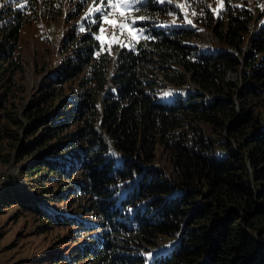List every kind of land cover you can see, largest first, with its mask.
Wrapping results in <instances>:
<instances>
[{
	"label": "trees",
	"instance_id": "obj_1",
	"mask_svg": "<svg viewBox=\"0 0 264 264\" xmlns=\"http://www.w3.org/2000/svg\"><path fill=\"white\" fill-rule=\"evenodd\" d=\"M65 1L20 0L0 10V112L6 117L10 96L3 89L13 87L22 29L31 15L55 21ZM214 2L188 3L195 22L217 43L214 50H200L192 28L165 20L177 19L176 7L154 0L131 15L141 34L131 47L103 46V15L96 10L63 34L62 53L74 56L47 75L38 96L80 76L81 86H92L97 95L84 89L69 98L76 107L67 110L63 103L43 115L30 105L38 121L24 139L38 123L58 134L74 113L94 107L108 143L89 124L49 146L22 172L46 182L82 171L75 188L87 196L86 210L96 222H82L81 229L95 234L73 254L88 264H264V16L257 20L249 0H219L216 11ZM159 83L192 91L161 101ZM37 141L40 148L48 140ZM34 146H17L16 159ZM160 151L166 170L154 168ZM160 237L173 239L172 247L148 256Z\"/></svg>",
	"mask_w": 264,
	"mask_h": 264
},
{
	"label": "rangeland",
	"instance_id": "obj_2",
	"mask_svg": "<svg viewBox=\"0 0 264 264\" xmlns=\"http://www.w3.org/2000/svg\"><path fill=\"white\" fill-rule=\"evenodd\" d=\"M16 1L20 0H0V10L7 3ZM95 1L97 0H66L61 16L55 21L31 15L29 23L20 33L15 52V59L19 66L13 74V87L7 84L3 89V92L9 90L7 93L10 97L5 103V107L10 108L7 109L9 116L6 117L4 112H0V264H88L90 262L85 259V256L77 257L76 254L79 252L73 254L76 248L79 249L82 245L91 242L90 237L95 234L91 232L90 235H86L81 229L82 222H96V219L88 214L89 209L86 210L89 208L85 199L87 196H84L82 192L79 193L75 188L83 180L82 171L68 170V175L56 176L57 179L46 178V182H43L44 180L38 176L27 177L22 169L39 155L43 156V152H47L49 146L60 141H68L70 135L87 130L89 124H92L93 130L100 134V137L104 136L100 133L102 130L98 125L99 117L96 115V108L91 107L89 111L74 113L73 119L68 120V127L62 132L58 131V134L50 130L47 124L38 123L33 128L32 136L24 139L25 131L38 121V118L33 117L29 112L30 105L33 104L30 111L38 108L40 115H43L63 103H66L67 110L76 107L77 105L69 101V98L79 95L84 89H90L89 94L93 98L97 95L92 86H81L82 76H80L50 90L49 93H44L42 97L38 96L39 85L47 75L54 73L66 59L74 56L70 52L62 53L61 40L69 27L76 25V21L89 14L90 9H99L96 11L103 16L98 36L108 50L117 45L131 47L133 42L141 36L137 32L135 20L131 15L138 5L145 3V0L137 3H132L131 0H107L105 2L107 12L104 11L105 3H102L104 0H101V4L97 7H93ZM154 2L159 4L164 2L176 7L179 13L177 19L170 17L165 20L172 25L182 24L192 28L196 33L194 45L200 50L208 51L218 48L209 31L195 22V10H190L193 0H154ZM249 4L252 9L254 7L255 10H259L256 11L257 20L264 16V0H249ZM218 7L219 0H215L212 8L216 11ZM77 16V19L69 20V17ZM106 20L114 21V23H107ZM260 23L264 24V17ZM121 24L125 26L120 27ZM229 79L232 80L233 76L230 75ZM179 90L192 91V88L178 89L159 83L155 91L159 92L161 101H170L174 95L180 93ZM59 92H62L64 97L57 95ZM45 94L50 97H45ZM103 96V93L99 94L98 98ZM94 106H98V103ZM28 113L32 120L25 119ZM8 136L12 138L9 139ZM39 136H41L40 142L48 141L42 147L36 148L40 144L37 141ZM102 138L108 143L106 137ZM22 143H25V146L35 144L34 151L18 160L14 149L17 146L20 149ZM62 153L65 154V151ZM160 153L161 151L157 152L154 168L166 170L167 158ZM7 157L9 160L4 164L2 160ZM3 186H8L10 191L3 193ZM4 195L8 196L4 197ZM173 243V239L160 237L155 241V246L149 248L148 256L165 253ZM145 254L147 255L146 252Z\"/></svg>",
	"mask_w": 264,
	"mask_h": 264
},
{
	"label": "snow or ice",
	"instance_id": "obj_3",
	"mask_svg": "<svg viewBox=\"0 0 264 264\" xmlns=\"http://www.w3.org/2000/svg\"><path fill=\"white\" fill-rule=\"evenodd\" d=\"M131 2H132V3H137V2H140V0H131ZM113 6L115 7L116 5H113ZM93 10H99V9H90L89 11L91 12V11H93ZM121 15H123V13H121ZM106 22H107V23H114V21H107V20H106ZM124 26H125L124 24H121V25H120V27H124Z\"/></svg>",
	"mask_w": 264,
	"mask_h": 264
}]
</instances>
